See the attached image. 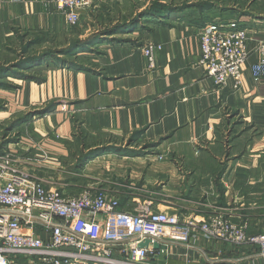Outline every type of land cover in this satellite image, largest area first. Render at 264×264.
<instances>
[{"label":"crops","instance_id":"1","mask_svg":"<svg viewBox=\"0 0 264 264\" xmlns=\"http://www.w3.org/2000/svg\"><path fill=\"white\" fill-rule=\"evenodd\" d=\"M152 1L95 0L71 26L52 0H0V66L14 58L23 37L37 36L38 44L46 36L107 37L100 54L81 55L89 60L85 69L45 63L34 69L38 81L7 77L17 87L0 88L7 102L0 122L57 103L23 123L13 145L24 168L54 176L64 192L75 187L61 179L68 167L84 178V189L117 197L121 211L150 200L180 219L219 214L264 229V77L257 82L251 73L264 46V0H163L177 9L124 28ZM215 21H236L247 33L238 89L232 78L216 86L197 64L198 30ZM77 26L81 32H72ZM146 43L161 45L152 68L142 53ZM100 147L77 165L82 152ZM189 241L194 245L170 248L169 264H208V257L227 259L213 264H249L233 261L239 254L223 244L205 246L200 236Z\"/></svg>","mask_w":264,"mask_h":264},{"label":"built area","instance_id":"2","mask_svg":"<svg viewBox=\"0 0 264 264\" xmlns=\"http://www.w3.org/2000/svg\"><path fill=\"white\" fill-rule=\"evenodd\" d=\"M94 1L52 0L71 26ZM198 36L197 64L216 86L232 78L238 89L249 53L245 29L236 21H215L201 26ZM160 49L152 43L142 47L149 68ZM251 73L257 82L264 77V46ZM22 161L8 148L0 153V264H18V256L25 258V264H169L170 248L194 245L189 241L192 236L232 249L248 248L251 253L233 261L264 264V230L249 233L246 221L234 222L219 214L180 219L176 213L154 209L150 200L137 202L133 212L121 211L117 197L93 188L70 195L51 178L24 168ZM145 239L149 244L138 247Z\"/></svg>","mask_w":264,"mask_h":264},{"label":"rangeland","instance_id":"3","mask_svg":"<svg viewBox=\"0 0 264 264\" xmlns=\"http://www.w3.org/2000/svg\"><path fill=\"white\" fill-rule=\"evenodd\" d=\"M153 1H156V0H153ZM160 1H162V0H157V2H160ZM167 4H169V3H167ZM127 8H129V6H127ZM129 12H130V9H127L126 13H129ZM74 30H75V32L77 31L78 33L81 32L80 31L81 29L79 26L73 28L71 31L74 32ZM92 34H95V32ZM87 37L71 38L70 40H68V39H65L62 37H51V36L48 37V36H46V37H43V39H41L39 44L37 42V40H38L37 36L29 37L28 39H25L23 37V39L21 38L20 42H19V40H17L16 49H14V51L12 52V54H13L12 56L15 55L14 58L10 62H8L7 64H3L0 66V69L6 68L8 71L11 72V73L7 72L6 74L0 73V88L15 89L17 87L16 84H14L11 81H8L7 77L20 78V79H30V80L38 81L41 78V74H39V72H37L34 69L39 68V66H41L45 63H50L49 65H52V66L53 65L64 66L65 62H67L68 60H74L76 63L84 66L87 62H89V60L86 59L85 57L81 56V55H83L84 53L85 54L89 53L91 55L100 54L101 50L99 48L100 47L99 44L101 43V41H103V39L107 38L105 34H102V35L99 34L98 38H96L93 42H91V44L87 48H85L86 52L78 53L75 50L69 56L62 55L60 53L62 51L61 49L66 48L70 43H73L76 40L85 39ZM47 51H50L53 53V58L48 56L49 58L41 59V60H39V61L35 62L34 64L29 65V66H21L19 64L26 57H28V55L29 56H31V54L32 55H39L40 53L47 52ZM55 55H57V56H55ZM59 57L64 59L65 62L62 59L59 60L60 59ZM20 60H22V61L19 62ZM17 62H19V63H17ZM2 84H5V86H1ZM6 103H7L6 100L0 97V112L6 110ZM29 111L34 112L35 110L31 109ZM27 112L28 111H26V112L15 111L14 113H11L8 116V118H6L0 122V145L5 146V147H10V148H8L10 150H12V148H13L12 151L14 153H17V151L14 150L15 146L13 144H16V142H18L17 141V140H19L18 136H20V132H18L19 131L18 128L23 124L22 122L19 123L18 119L22 118L23 114H25ZM73 170H71L70 168L67 167L66 168L67 173H65L63 176H61V179L62 178H65V180L66 179H72L71 180L73 182L72 184L75 187L72 186L74 188H68L67 189V192L70 195L76 194L85 188V182H83V181H85L84 178L81 177L78 173H74ZM36 173H37V171H36ZM49 177L52 179V181L55 182V185H58L59 182H61L60 180L56 179L52 175H49ZM204 243H205V246H206V243L208 245L214 244V243H211L209 241H205ZM226 249L229 253H230V251L232 252L231 255H236V254L243 255V254L251 253V251H252L250 249L249 250L245 249V247L240 248V249H232V248L226 247ZM187 264H190V263L188 262ZM195 264H198V263H195Z\"/></svg>","mask_w":264,"mask_h":264},{"label":"trees","instance_id":"4","mask_svg":"<svg viewBox=\"0 0 264 264\" xmlns=\"http://www.w3.org/2000/svg\"><path fill=\"white\" fill-rule=\"evenodd\" d=\"M162 1H160V2H157V0L156 1H152L151 5H150V7L148 9H145L144 11H142L141 13L136 15L130 21V23L124 25V28H127L126 26H128L129 24H130L129 28L131 26H133L141 16H146V15H153V16L157 15L158 16V15H162V14H165V13H168L170 11H174V10L177 9L174 6H172L171 4L169 5V4L164 3ZM240 1L241 0H239L238 2L240 3ZM121 29H122V27L115 26L111 30L114 31V32H117V31H119ZM99 34L102 35V32L101 33L97 32L95 34H91L85 39L76 40L73 43H70L66 48L61 49L62 51H61L60 54L69 56L75 50L78 53L86 52L85 48H87L91 44V42H93L96 38H98ZM48 56L53 58V53L50 52V51H47V52L40 53L39 55H32L31 54V56H29V55H28V57L25 56L26 58L24 57L25 59L23 58L24 59V60L22 59L23 61L20 60L19 62L22 61L21 63H19V62H17V63H19L21 66H29V65L34 64L35 62H37V61H39L41 59L49 58ZM55 56H57V55H55ZM59 58H60L59 60L62 59L61 57H59ZM62 60L65 62L64 59H62ZM65 65L67 67H72V68H76V69H85L83 65L76 63L74 60H68L67 62H65L64 66ZM7 72H10V71H8L6 68L0 69V73H5L6 74ZM1 86H5V84H2ZM56 106H57V103L52 102V103L48 104L47 106H45L44 108L34 109L35 110L34 112L28 111L27 113L23 114L22 118L18 119V122L19 123H21V122L24 123V122L32 119L35 116L44 115L45 113L50 112L53 109H55ZM134 137L135 136L131 137V139L134 140L135 139ZM156 144L157 143H154L153 146H155ZM146 147L148 148V146H146ZM104 148L105 147H100V148H96V149L90 150L88 152H84V153L82 152L77 158V161H76L77 165L80 166V165L84 164L86 160H89L90 158H92L95 153L103 151ZM5 149H6L5 146H1L0 145V153L3 152ZM144 150L145 149H143V150L140 149V151H132L131 150V153L139 155V154L143 153ZM120 152L125 153V152H127V150H123L122 149ZM262 230H264V229H250L249 228V233H257V232H260ZM245 249H248V248H245ZM18 264H25V258H23L22 256H20V257L18 256Z\"/></svg>","mask_w":264,"mask_h":264},{"label":"water","instance_id":"5","mask_svg":"<svg viewBox=\"0 0 264 264\" xmlns=\"http://www.w3.org/2000/svg\"><path fill=\"white\" fill-rule=\"evenodd\" d=\"M150 240L149 239H145L143 241H141L140 243H138V247L142 248V247H146L149 244ZM153 247L155 249L159 248V244L158 243H154Z\"/></svg>","mask_w":264,"mask_h":264}]
</instances>
